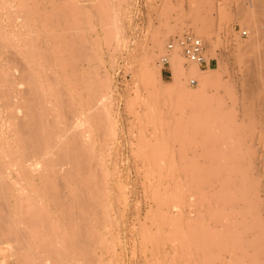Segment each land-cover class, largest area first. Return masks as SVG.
I'll list each match as a JSON object with an SVG mask.
<instances>
[{"label": "rangeland", "instance_id": "374dc122", "mask_svg": "<svg viewBox=\"0 0 264 264\" xmlns=\"http://www.w3.org/2000/svg\"><path fill=\"white\" fill-rule=\"evenodd\" d=\"M0 1L1 3L3 2V0H0ZM20 1L21 3H24V5L27 8L29 7L28 9V11L30 10L29 15L32 17V19L34 18L33 21L31 22L34 23L35 28L37 27L36 28V30L38 29L37 32L41 34L40 36H38L39 34L37 33L38 34L37 40H36L37 44L40 46H45V47H42V50L44 53H46L45 54L46 63L48 66L50 65L51 68L54 67V69L53 68L52 69L54 70V74L57 73L55 74L57 76L55 77L54 74L52 76L55 77L57 82L58 80L61 82V83L58 82V86H60L59 84H61L60 87H63L65 89L73 88L72 85L75 81L73 76L76 75L75 76L76 79L79 76L78 78L79 80L77 79L76 80L77 83L75 81L76 84H74L73 86L79 89L80 99L82 101L86 97V94H87L86 91L89 90V88L93 85V81L98 82L99 79H100V82L102 80L105 81L106 79L104 78H107L106 82L108 81V84H107L108 88H105V89L101 88L102 92L100 91L101 103L104 104L102 107H105V110L100 111L97 114V116H95L96 119L94 118V116H88L87 118V120H89L88 124L90 126V129H94L97 126V129H94L95 133L91 131L89 132V135L93 134L91 136H92V141L94 140V148L92 149L94 151L93 152L94 153L93 156L95 157L94 160H97L96 161L98 162L97 165L101 163V166L104 168V171H106L105 173L106 174L108 173L105 177L107 179L106 180L107 185H109L107 188L109 195L106 193V196L104 195L105 197H102L101 201L104 202L105 200L107 202V199H108V207L109 208L112 207V210H110V212L112 211L111 213L114 212V210L116 209L115 207L117 208L120 207L118 208L116 214L114 212V216L113 214H109V219L110 218L113 219V220L111 219L112 222L111 221L110 222L112 223V226H113L112 228L113 231L112 230L111 231H112V240L114 241V242L111 241L112 242L111 244H113L114 246L111 245L112 248L109 247L107 250L108 245L102 246L103 244L102 245L100 244L101 246L100 248H102L103 250L104 249L107 250L103 254V257L106 258V260L104 259L105 260L104 264L106 263L107 264H111V263L112 264H142L141 260L143 259L141 258V254H140L141 253L140 243L143 244L141 240L144 241L145 240L144 238H146V241H149L152 238L149 242H147L148 245H150L149 243L152 242V243H155V245L157 244L156 245L157 247L164 248V245H165L166 249H168L167 244H169V242H174L175 241L174 239H178L179 241L178 240L175 241L176 251H177V252L175 251V254L178 253L179 251L181 252H179V255L178 254L176 255L177 260H179L177 261V264H186V263L195 264L196 262L200 263L202 262V260H206L205 258L208 255H210L207 258L208 264H219L220 262H221L220 264H224L222 263V261L226 260L227 258H230L231 256H234V254L236 256L230 259H227L226 261L233 259L234 261L237 260V263H241V264H251V262L252 263L254 262L253 264H257V263L264 264V242H263L264 241V129H263L264 128L263 126L264 125V122H263L264 121V103H263L264 87H262L264 86V83H262L264 82V66H263L264 58L262 59V56L264 57V54H263L264 53V0H243V5L238 6L239 8L237 7L238 4L236 5L238 0L237 1L231 0L229 2L228 0H224V1L223 0H209L210 3H208V1L206 2L207 4L204 3L205 5L204 8L206 10V16H208L206 17L207 21L206 22L204 21V23L202 24L197 22L195 18H193L195 17V15L193 12L194 10L192 9L191 0H42V1L41 0H30L31 2L30 3L28 2V6L26 5L24 0H20ZM17 2H18L17 0H14V2L13 0H11L12 6L10 7V9L15 11V7L17 6H14V4H17ZM21 3H18V4L21 5ZM54 4H56L57 8H55L56 6ZM57 4L60 5V7L63 10L62 9L60 10ZM247 7L248 9H246ZM53 8H55L56 10ZM2 10L3 9H1V11ZM45 10L47 11L49 10L51 13L48 11L46 14ZM219 10L221 11L223 10L225 12L220 11L219 13ZM248 10L253 12L256 16L254 17L253 13H249V15L246 18V14H248L249 12ZM56 11H58V13ZM62 11H63V14H62ZM240 13H241V16L239 15ZM108 16H110V18H108ZM105 17L107 19H105ZM57 18L59 19V21L57 20ZM49 19H50V22H48ZM108 19L109 20L111 19L110 22L112 25L110 24V26L106 27L104 22L107 21L109 25ZM168 21H169V25H167ZM63 23H65L64 26H63ZM72 23L74 24V26ZM173 24L175 26L177 24L176 27L174 26L175 31L173 30L171 32H168V34L165 35L166 37L163 40L162 46L160 48V52L158 51L157 53L158 55L156 54L157 55V56L155 55L156 57L151 58V56L149 55L150 54L149 52L151 48L150 46L152 45V38L159 31L161 30L163 31L166 28L165 25L169 27L171 25L173 26ZM200 24H201V27H200ZM56 25L58 28L55 27ZM65 28L66 29L68 28V29L66 30ZM62 29L65 32L64 34H61L63 33ZM242 29H246L247 33L241 34ZM70 30L72 31V33H74V35L79 30V34L76 33L77 34L76 37L78 38V35H79L80 41L76 37L72 36L75 38L74 40L70 36L71 35ZM186 30H192L194 33H196L197 35L203 38L205 45H206V56H207L206 58L207 59L213 58L214 60V62L210 66H207L208 68L210 67L209 69H211L212 71H210V73H207L204 76V78L198 79L197 82L195 80L193 83L189 82V79L191 77L188 78V85L191 88H194L193 91H189V92L188 91L184 92L183 90L180 89V87L186 88L185 85H183L184 86L183 87L182 85L180 86L179 84L171 83L170 84L171 87H168L169 85L164 86L163 83H161V81H159L160 79L158 78L161 75V80L163 79L162 82L163 81L170 82L172 80L171 67H170L169 60L168 62H163L162 64L160 58H164L163 55L165 54V48H166V43H167L168 38L172 35L179 34ZM39 31H42V33ZM53 32L57 34H54ZM58 34L60 35L59 41H58L59 39ZM258 35H259L258 41H255L256 43L253 42L251 44V42L254 41L253 38H255ZM69 36L71 38H69ZM83 38L84 40H86L85 42L87 43V46L85 47L89 50L86 52H83L82 55L84 59L83 57L82 59L80 58L82 61L75 62V58H74L75 55L74 56L72 55L74 54V51L72 50L70 45L72 46L73 44H75L76 40H78L79 43H81ZM70 39H73L74 41ZM67 40L68 42L73 41V43H70V42L68 43ZM61 43H63L62 46H61ZM68 45H69V48H68ZM255 45H257L259 48H257V46L255 48L254 47ZM54 50H55V53H54ZM175 50L178 52V54L181 53L179 49L175 48ZM67 53L70 55H67ZM59 54L61 55L58 56ZM56 57L58 58L56 59ZM182 58L186 66L189 63H192V62H188L183 55H182ZM259 59H261V61ZM66 60H69V63ZM70 62H71V65H69ZM58 65H60V67ZM67 65H69L70 67H68ZM55 66L57 68H55ZM160 66L162 67L160 68ZM207 67L203 65L200 68L201 70H205V69H208ZM73 69L74 70L76 69L75 71L77 73H75ZM48 70L49 69H47V71ZM69 70L70 71L72 70V72H70ZM60 71L62 72L60 73ZM159 72H161L160 75H159ZM63 73H66L68 76L66 77L65 76L66 74L62 76ZM82 77H84V79ZM247 80L252 81V83L249 84ZM85 81L91 86H89ZM90 81H92V84L89 83ZM65 83L69 85L72 83V85L68 86ZM52 86L55 87V84L53 83ZM97 89L100 90V85L99 86L97 85ZM259 89L261 93H259ZM93 90L95 89L93 88ZM83 93H84V97L82 96ZM81 96L83 97V99L81 98ZM68 107L69 106H65L62 109V111L63 110L65 111L61 112L60 113L61 115H59L60 117H58L59 120L63 119V121H60V125L67 124L65 123L64 119L67 120L68 118L66 116H68V112L69 113L70 111L72 112L71 107L69 108ZM66 112L67 114H65ZM70 115H73V114L70 113ZM89 117H91V119ZM92 117L96 121L95 120H93L94 122L91 121ZM70 120L71 119L69 118L66 122L68 121L71 122ZM193 120H196L197 122ZM202 121L206 122L205 124L208 129L206 127L203 128L204 127L203 125L205 124H203L204 122L202 123ZM201 125L203 127H201ZM195 126H196V130H195ZM100 128H103V129H100ZM201 128L203 129L201 130ZM208 131H211L212 133L210 136L208 134L209 133ZM204 135L209 136L210 137V138L208 137L209 140L207 139V136L203 138ZM211 136H215L216 138H213V140H211L212 139ZM175 138L177 139V141H175L176 140ZM141 141H142V145H141ZM174 142L176 146L171 147V144ZM173 150L177 152L174 153ZM88 152L86 154L84 153L87 158L89 157ZM143 152L144 154L145 153L147 154L144 155ZM152 152L155 153L156 155L155 157L151 159V157L153 156ZM172 154L173 155L175 154L174 157H172L173 156ZM158 155H161V157H159ZM175 156H177V158H175ZM229 156L231 158L233 157L232 158L233 160L229 158ZM158 157L163 158V159H159L161 161L163 160L162 162L159 163L162 167L161 168L162 170L163 169L167 170V168L163 166L166 164V160H167V164H166L167 167L169 166V163H170L173 165V166L171 165L173 168L175 166L173 164L174 159L176 162L178 161L181 162L183 160L182 162L183 165L188 166L189 168H191L190 166H192L193 169H197L195 174L198 173L196 174L198 177L195 176V178H197L195 180H197L196 183L198 187L200 186L198 190L199 191L204 190L206 189L205 187L209 185L210 187H208V189L210 188L209 191L210 192L212 191L211 193L208 191L209 194H212L213 190L216 189L221 183L218 182V185H216L217 181L215 180L216 183L215 185L212 186L214 178L212 180V176L211 178L209 177L210 172L208 173V178L206 177L207 180H203L201 169H203V167L205 169V167H207L208 165L209 166L211 165L210 168L218 166L217 165L218 162H220V165H223L224 161H222V159L224 160L228 159L226 160L228 163H226L225 161V163L228 164V166L233 162V164L230 166H233L235 163L236 167L235 166L234 167L236 169H239V171L241 170L239 172L240 175L242 176L243 174H245L242 177L240 176L238 177V175L234 176V179L231 180L234 184H236L239 182V180L240 181L242 180L241 178H243L245 182L242 184L240 183V186H241L240 188L241 190L243 188V190L242 192H240L241 190L236 186L237 189L235 192H237L239 189L240 194L237 193L238 197H235L236 195V193L234 192L235 189L234 190L232 189L233 193L232 192L231 193L235 195L233 196L231 194L232 195L231 196L232 199H230L231 202L229 201V203H225V204H228V205L224 204L225 206L221 202L219 203L212 202L211 201L212 198H209V201H208V198L201 200L199 196L197 197L196 195L195 196L196 201H195L194 206L196 207L202 206V208L206 207L205 212L207 215L206 218L208 219L206 220V218H204L205 220L203 221V224H201V216H199L198 217L199 219H197L198 226H197V221L195 220L194 223L192 222L191 224L181 223V224L171 226L169 230L172 229L170 231L172 233H170L169 230L167 229L166 232L165 231L162 232V235H160L161 233L158 234L156 232L155 233L151 232L149 233L150 235H148V233L147 234L145 233L146 237L145 236L142 237L144 233H141L142 231L141 228L143 229V227L139 225L149 224V221L152 220L154 215L157 218V214L155 213V211H151L152 213L149 212L145 216V211H146L145 206L147 205L146 203L147 198L144 197L145 194H143L142 192L144 191L143 188L148 183L146 179H143L144 177L142 178L143 174L141 175L139 174L140 176H138V172L136 170L138 169V167L142 166L141 164L143 162L146 163L145 160L143 161L144 158L151 159L148 161V163L153 164L152 160ZM171 157H172V160L169 161ZM235 159H237L238 161L235 162L236 161ZM94 160L92 162H94ZM212 161L213 162L215 161L216 163L215 162L213 163ZM229 161L230 162L232 161V162L229 164ZM212 165H215V166H212ZM201 166L203 167L201 168ZM169 168L170 167H168V169ZM242 169H244L245 171ZM239 173L237 172V174ZM249 174L251 176H249ZM110 176L111 178L113 177V179H110ZM246 176L249 177V179ZM237 177H238V180H236L235 182V179H237ZM118 178L120 179L119 182L117 180ZM209 178H210V181H209ZM252 179L254 181H252ZM111 182L113 183L111 184ZM244 184L245 185L248 184L246 185L248 187H246ZM116 185L117 187H115ZM120 186H121L122 193L124 192L123 196L125 195L127 197L126 199V197L124 196L125 197L124 200L127 201V204L123 200L122 195L121 196L118 195L120 194L119 192L120 189L118 191L119 193L117 192V190ZM201 186H204V188H202ZM195 187L197 188V186ZM211 187H212V190H211ZM113 191H114V194H113ZM249 193L252 195H250ZM107 196L110 198V200ZM119 196H120V199H119ZM197 198H199V200ZM122 200L123 202H121ZM204 201L206 204L204 203ZM211 202L213 204L215 203L216 204L213 207L210 206L211 208L210 209L209 205H211ZM220 203L223 205L224 208L221 207L222 205H220ZM204 204L207 205L208 207L204 206ZM104 205H105V202H104ZM247 207H250V208H247ZM221 208L223 209L221 210ZM119 209H121V211H119ZM138 211H140V213ZM224 211L226 213L228 212L227 216L230 215V212L231 214H233L232 211L234 212L236 211L235 213L238 214L239 219H238V222L235 223L238 225L234 224V226H236L237 229H235V231L231 230V232L228 230V231H225L226 232L225 233L224 231H221V229L217 228L215 231L208 232V249H205L202 251L203 249L201 245L202 243L200 244V242H197L199 241L198 238L201 237L200 236L201 233L200 232L196 233V232L200 231V229L202 228V225H203V228L204 227L208 228L207 225H208V222L210 221L212 223L214 222V220L218 221L217 223H219V221H222V220L224 221V218H226V214ZM134 214L135 215L138 214V215L135 216ZM137 216L140 217V221L144 220L145 222L144 221L143 223H141L140 221L138 222ZM155 216L153 219H156ZM222 216L224 218H222ZM53 221H56V218H53ZM221 223L216 224V225L219 226ZM183 228L185 230H183ZM57 230L58 229L55 230V234H53V236L58 235V233H59L58 236H60V234L62 233L64 237H66L65 233L61 231H57ZM59 230H62V229L60 228ZM174 231H175V234H174ZM178 231L179 232L181 231V232L179 233ZM177 232H178V235L180 234V236H178L179 238L177 237ZM251 232H252V235H251ZM255 232L257 235L255 234ZM62 234H61V237H62ZM197 234H200V235L197 236ZM173 235H174V238H173ZM244 236H247V237L244 238ZM61 237H58V238H61ZM191 237H194V238H191ZM195 237L197 238V240ZM169 239L172 241H170ZM127 241L128 243H126ZM194 243H196V245H194ZM158 244L160 246H158ZM184 244H186L187 246ZM250 244L252 245L250 246ZM94 245L92 246L94 247ZM109 245H110V242H109ZM188 245H189V248H188ZM191 245L193 247V250H192ZM197 245H198L197 247L198 249L195 248ZM216 245L219 248L221 247L220 249L223 248L224 250L222 249V252H220L221 250L218 249ZM77 246H78V243L76 245V248H74L75 246L71 247L72 251L69 250L70 249L69 247L67 249L69 252L62 248L63 251H66V253H68L67 254L68 258L67 257L64 258V257L57 255L55 250H53V253L55 252L54 255L53 253H51L52 251L50 250L49 251L44 250V252H47L48 254L42 252L43 251L42 250L41 251L42 255L44 257H48L47 260H45L46 262L44 261L45 262L44 264L46 263L47 264H55V263L56 264H61V263L66 264V262L69 264L70 261L68 262L66 260H71V259L73 260V256L77 258L76 255H78L77 259L79 262L89 261L88 259L82 260L83 258H86L87 248L83 249L82 248L83 246L79 245L81 249L80 248L77 249ZM231 247L233 248V250ZM92 248L90 250V253L91 251L95 250L96 247H94L93 250ZM215 248L218 251H216ZM74 249H76L75 253L73 252ZM20 250L21 252H19ZM20 250L17 251V250L8 248L6 250L0 251V264H22L24 257H25L24 255L26 252L22 249ZM96 250L98 251V248ZM76 251L79 254L76 253ZM22 252L23 254H21ZM203 252L204 254H202ZM229 252L231 253L228 255ZM39 254H41L40 251H39ZM193 254L196 255V257H194ZM241 254L243 255L245 254V255L241 256ZM221 255H224L226 259L223 256L220 257ZM249 255H250L249 260L251 261H249L247 258V256L249 257ZM168 256L169 255H166L163 257L168 258ZM15 257H17V259ZM19 257L22 259V261H20L21 259L19 260ZM52 257L53 259H51ZM153 257L148 259L150 263L152 262L151 264H153V262L156 259V257L155 258ZM219 257L223 258L220 260V262H219V259H220ZM235 257L237 259H234ZM52 260H55V261H52ZM148 260L147 261L145 260L146 264H149L147 263ZM155 263L156 262H154V264Z\"/></svg>", "mask_w": 264, "mask_h": 264}, {"label": "bare ground", "instance_id": "6f19581e", "mask_svg": "<svg viewBox=\"0 0 264 264\" xmlns=\"http://www.w3.org/2000/svg\"><path fill=\"white\" fill-rule=\"evenodd\" d=\"M17 1H18L17 4H14V6H17V7H15V11L10 9V7L12 6L11 0H3L2 3L0 1V251L6 250L8 248L14 249L17 251L22 249L26 252L24 255L25 257L22 256V257H24L22 264H31V263H33V264H44L46 262L45 260H47V258H48V257H44L42 255V252H44V250L45 251L50 250V251H52L51 253H53V250H55L57 255L66 258L68 253H66V251H63L62 248L67 250L70 247L69 250L72 251L71 247L75 246L74 248H76V245L78 243L77 249L78 248L81 249V247H79V245H82L83 249L87 248L86 249L87 250L86 251L87 252L86 258L82 257L83 258L82 260L88 259L89 261L79 262L77 259L78 255H76L77 258L73 256V260L71 258H69L71 260H66L68 262L70 261L69 264H104V261L106 260V258L103 257V254L105 253V251L108 250L109 247L112 248V246H114L113 244H111L112 243L111 241H113L112 240V231H113L112 228H113V226L111 223L112 218L109 219V214H113V216H114V212L116 214L118 208H120V207H118V208L115 207L116 209L114 210L113 213H111L112 211L110 212V210H112V207L111 208L108 207V199H107V202L104 200L105 205H104V202L101 201L102 197L106 196V193L109 195V192L107 190L109 185H107V181H106L107 179L105 177L108 173L107 174L105 173L106 171H104V168L101 166L100 162H99L100 164L97 165V163H98V162H96L97 160H94L95 159V157L93 156L94 151L92 150L94 148V140L92 141V136H91L93 134L89 135V132L91 131V132L95 133L94 129H97V126L94 129H90V126L88 124L89 120H87V118H88V116H94V118L96 119L95 116H97V114L100 111L105 110V107H102L104 104L101 103L100 91L102 92V89L108 88L107 87L108 81L106 82L107 78H104L106 80L105 81L102 80L103 82L102 81L100 82V79L98 82L93 81V85H92L93 87L85 81L89 86H91L90 88H92V89L89 88V90L86 91L87 94H86L85 99L82 100L83 102L80 99L79 89H77L76 87L73 86L74 84L77 83L76 80L79 78L78 75H80V74L77 75L78 76L77 79L75 77L76 75L73 74V75H75L73 77H74V80L76 81V83H75V81L73 80L74 81V83L72 82L73 85H72V83L70 84V85H72L73 88H70V89L66 88L65 89L63 87H60L61 84H59L60 86H58V82H60V81L57 79L58 80V82H57L55 79V77L57 76L55 74H57V73L54 74V70H53L54 67H52L53 68L52 69L50 67V65L48 66L46 63V55H45L46 53H44L42 50V47H45V46H40L37 44V41H36L37 35L39 34L38 36H40L41 34L37 32V30H38V29L36 30L37 27L35 28L34 23L31 22V21H33L34 18L32 19V17L29 15V12H30V10L28 11L29 7L27 8L24 5V3H21L20 0H17ZM24 1H25L27 6H28V2L29 3L31 2L30 0L29 1L24 0ZM207 1H208V3H210L209 0H191L192 9L194 10L193 12L195 15V17H193V18H195V20L201 24L204 23V21L205 22L207 21L206 17H208V16H206V10L204 8L205 7L204 3L207 4L206 3ZM229 1H231V0H228V2ZM235 1H237V0H235ZM13 2H14V0H13ZM51 2H53V1H51ZM238 2L236 3V5L238 4L237 7L243 5V0H238ZM18 3H21V5ZM54 5L56 6V4H54ZM55 6H53V7H55ZM65 6H64V8H65ZM249 6H251V5H249ZM237 7H236V9H237ZM55 8H57V6ZM55 8H53V9H55ZM58 8H60V10L62 9L60 7V5H58ZM1 9H3L4 11L3 10L1 11ZM43 9H44V7H43ZM221 9H222V7H221ZM246 9H248V7ZM249 9H250V7H249ZM251 9H252V7H251ZM36 10H38V9H36ZM57 10H59V9H57ZM253 10H255V9H253ZM256 10H258V9H256ZM45 11L47 14L48 11L47 10H45ZM220 11L221 10H219V13H220ZM248 11H247L248 14H246V18L249 15V13H253L250 10H248ZM56 12L58 13V11H56ZM223 12H225V11H223ZM259 12H258V14H259ZM1 13H2V15H1ZM62 14H63V11H62ZM239 15L241 16V13ZM255 16L256 15L254 14V17ZM108 18H110V16H108ZM248 18H250V17H248ZM50 19H51V17H50ZM50 19L48 20V22H50ZM105 19H107V18L105 17ZM250 19H252V18H250ZM52 20H53V18H52ZM57 20L59 21L58 18H57ZM110 20L108 19L109 25H108L107 21L104 22L106 27L110 26V24H111ZM37 24H38V22H37ZM201 24H200V27H201ZM64 25H65V23H63V26ZM68 25H67V27H68ZM167 25H169V21H168ZM167 25H165L166 28L163 31L158 30L159 32L156 33V35H154V37L152 38V45L150 46L151 47L150 52L148 50L151 58L156 57L158 55L157 54L158 51L160 52V48L162 46L163 40L166 37L165 35L168 34V32L173 31L174 28L177 26V24H176V26L173 24V26L171 25L169 27H167ZM73 26H74V24H73ZM73 26H72V28H73ZM55 27H57V25ZM62 31H63V29H62ZM39 32L42 33V31H39ZM199 32H201V31H199ZM57 33H54V34H57ZM64 33L65 32L63 31V33H61V34H64ZM70 33H71V35L70 34L69 35L71 37L72 36L76 37V35L79 34V30H78V32H76L77 34L75 33V35H74V33H72V31ZM59 34H60V32H59ZM70 36H69V38H71ZM74 37H72V38L75 40ZM79 37L80 36L78 35V38L77 37L76 38L80 41ZM151 37H150V39H151ZM258 38H259V35L256 36L255 38H253L254 41L251 40L252 41L251 44L253 42L256 43L255 41H258ZM73 39H70V40H73ZM59 40H60V35H59L58 41ZM78 40H76V43H75L76 45L73 44L74 47H73V45L72 46L70 45V47L74 51V54H72V55L73 56L75 55L74 56L75 62L82 61L81 59L83 57V55H82L83 52H86L89 50L85 47V46H87V43L85 42L86 40H84V38L81 41V43H79ZM39 41H40V39H39ZM62 41H64V40H62ZM73 41L72 42L69 41V42L73 43ZM77 41H78V43H77ZM67 42H68V40H67ZM62 44L63 43H61V46H62ZM65 44H66V42H65ZM256 46L257 45H255L254 47L256 48ZM68 48H69V45H68ZM257 48H259V47L257 46ZM62 50H63V48H62ZM64 50H65V48H64ZM73 51H71V52H73ZM57 52H58V50H57ZM54 53H55V50H54ZM171 53L172 54L169 55L168 60H169L170 67H171L172 80L170 82H164V81L162 82L163 79L161 80V75H160L161 72H159L160 76L158 77L160 80L157 78L159 81H161V83H163L164 86L169 85L168 87H171L170 86L171 83L172 84H179L180 86L185 85L186 88L180 87V89L183 90L184 92L193 91L194 88H191L188 85V78L191 77L194 79V81L196 80V82H197L198 79L204 78V76L207 73H210V71H212L211 69H209L210 67L208 68L207 66L206 67L208 69L201 70L200 66L194 62L189 63L186 66V64L183 61L182 55H180L182 53L178 54V52L175 49L173 51H171ZM60 55L61 54H59L58 56H60ZM67 55H70V54L67 53ZM84 55H85V53H84ZM64 57H66V56H64ZM57 58L58 57H56V59ZM263 58L264 57L262 56V59ZM76 59H77V61H76ZM83 59H84V57H83ZM160 59H161V62L163 64L164 58H160ZM69 60H66V61H68V63H69ZM259 60L261 61V59H259ZM55 61H57V60H55ZM69 65H71V62ZM69 65H67V66L70 67ZM58 66L60 67V65H58ZM161 67L162 66H160V68ZM55 68H57V67L55 66ZM47 69H49V70L47 71ZM75 70L73 69V71H75ZM256 70H257V68H256ZM159 71H160V69H159ZM250 71H252V70H250ZM61 72L62 71H60V73ZM70 72H72V70ZM75 73H77V72L75 71ZM53 74L55 77L52 76ZM64 74H66V73H63L62 76ZM251 74H252V72H251ZM70 75H71V73H70ZM65 76L67 77L68 75L66 74ZM71 77H72V75H71ZM82 78L84 79V77H82ZM189 81H190V79H189ZM247 81L249 84L252 83V81H250V80H247ZM94 82H96V83H94ZM99 82H100V84H99ZM53 83L55 84V87L52 86ZM89 83L92 84V81H90ZM262 83H264V82H262ZM65 84H67V83H65ZM67 85L70 86L69 84H67ZM81 85H82V83H81ZM97 85L98 86L100 85V90L97 89ZM75 86H77V85H75ZM86 87H87V85H86ZM177 87H178V85H177ZM262 87H264V86H262ZM93 88L95 90H93ZM96 89H97V91H96ZM84 93L82 95L83 97H84ZM259 93H261L260 89H259ZM82 96H81V98L83 99ZM260 96H261V94H260ZM263 103H264V101H263ZM65 106L71 107L73 113L71 111H70V113L73 115H70V113L68 112V116L70 115L72 117H70V116L69 117L66 116V117L68 119L70 118L71 122L68 121L69 122V124H68V122H66L68 119L67 120L64 119L65 123H67V124L60 125V121H63V119L59 120L58 117H60L59 115H61L60 114L61 112L65 111V110L62 111V109ZM65 114H67V112ZM73 117H74V119H73ZM89 118L91 119V117H89ZM94 118L92 117L91 121L95 120ZM72 119H73V121H72ZM193 121L197 122L196 120H193ZM203 122L204 121H202V123ZM205 123L206 122H204L203 124H205ZM96 125H97V123H96ZM202 125H201V127H203V126H204L203 128L206 127V124L203 126ZM203 128H201V130ZM100 129H103V128H100ZM186 130H187V128H186ZM195 130H196V126H195ZM226 131H228V130H226ZM208 132H209L208 134L210 136L212 133H211V131H208ZM213 135H215V134H213ZM206 136L207 135H204L203 138H205ZM209 136H207L208 140L210 138ZM211 137H212L211 140H213V138H216L215 136H211ZM217 138H219V137H217ZM170 139H171V137H170ZM185 139H186V137H185ZM171 141H172V139H171ZM175 141H177V139ZM141 145H142V141H141ZM174 146H176L175 142L171 144V147H174ZM157 151H159V150H157ZM87 152L89 155L88 158L85 155ZM175 152H177V151H174V153ZM143 154H144V152H143ZM145 154H147V153H145ZM234 154H235V152H234ZM155 155L156 154L153 153V156L151 157V159L153 157H155ZM174 155L172 157H174ZM158 156L161 157V155H158ZM159 157L154 158L152 160L153 164L148 163V161L151 159H148V158L145 159L144 158L143 161L145 160L146 163L141 162L142 166L138 167V169L136 170L138 172V176L143 174L142 178L144 177L143 179H146L147 183H148L147 185H145L146 188L144 187L143 188L144 191L142 192L143 194H145L144 197L147 198V202H146L147 205L145 206L146 207L145 216L147 213H149L151 211H155V213L157 214V218L154 215L156 219H153L154 218V216H153L152 220L149 221V224H147V225H143V224L141 225L140 224L139 225V226L143 227V229L141 228V230H142L141 233H144L142 235V237L143 236L146 237L147 233H148V235H150L149 233H151V232H154V233L156 232L158 234L161 233L160 235H162V232L163 231L166 232L167 229L169 230V228L171 226L181 224V223L191 224L192 222L194 223L195 220L197 221V226H198V220L197 219H199L198 218L199 216H201V224H203V221L205 220L204 218H206V216H207L206 212H205L206 207L202 208V206L201 207L200 206L199 207L194 206L195 201H196L195 196L196 195H197V197L199 196V198L201 200L208 198V201H209V198H212V200H211L212 202H216V203L221 202L224 205L225 203H229L230 199H232V197H231L232 195L233 196L235 195V194H232L233 193L232 191L234 189H235L234 192L236 191V189H237L236 186L241 190L240 183L242 184L245 182L244 179L241 178L243 181L241 180L242 181L241 182L239 180V182L236 183L239 185L238 186L231 181L232 179H234V176L238 175V177L239 176L242 177L245 175V174H243L242 176L240 175L239 172L241 170L239 171V169L235 168L236 167L235 163L233 166H230L233 164V162L231 161L232 162L231 163L229 161V164L231 163L229 165L231 167L230 168L228 166V164H226V163H228L226 161L228 159H225V160L222 159V161H224V163L221 161L223 163V165H220V162H218V160H217V162H218L217 165L218 166L220 165L219 167L215 166V165H212L215 167H211V168H210L211 165L210 166L208 165L207 167H205V169L203 166H201V168L203 167V169H201L199 167L201 169V174L203 175L202 176L203 180H207L206 177L208 178V173L210 172L209 177L211 178V176H212V180L214 178V180H213L214 184L212 183V186L215 185L216 181H217L216 185H218V182L221 183L216 188L217 191H216V189H214L213 193L209 194L208 193V191L210 189V188L208 189V187H210L209 185L207 187H205L206 189H204V190H200V191L198 190L200 186L198 187V185L196 183L197 180H195V179H197V178H195V176L198 177L196 175L198 173L195 174L197 169H193L192 166H190V165L189 166L191 168L183 165L182 164L183 160L181 162L180 161L176 162L174 159L175 162L173 161V164L175 166L172 168L173 165L169 163L168 167H170V168L168 169V167L166 165L167 164V160H166V164L163 166L166 167L167 170L163 169V170H165V171H163L161 169L162 168L161 165L159 164L160 162L163 161V160L161 161L159 159H163V158H159ZM162 157H163V155H162ZM172 157H171V159H169V161L172 160ZM175 158H177V156H175ZM221 158H220V160H221ZM229 158H231V157L229 156ZM102 159H103V157H102ZM93 160H94V162H92ZM235 160H236L235 162L238 161L237 159H235ZM225 161H226V163H225ZM240 164H241V162H240ZM224 165H225V167H224ZM241 166H242V164H241ZM206 168H208L209 171ZM242 170H244V169H242ZM237 172L239 174H237ZM111 175H113V174H111ZM136 175H137V173H136ZM249 176H251V175L249 174ZM238 177H237V179H235V182H236V180H238ZM210 178H209V181H210ZM247 178L249 179V177H247ZM110 179H113V177L111 178V176H110ZM253 179H252V181H254ZM117 180L119 182L120 179L118 178ZM194 182L196 185L194 184ZM112 183L113 182H111V184ZM208 184H209V182H208ZM117 185L115 187H117ZM246 185H248V184H246ZM195 186H197V188ZM110 187H112V186H110ZM201 187L204 188V186H201ZM220 187H221V189H220ZM246 187H248V186H246ZM250 187H252V186H250ZM119 189H120V191H119ZM239 189L237 192H235L236 193L235 197H238L237 193L240 194ZM252 189H254V188H252ZM115 190H116V188H115ZM211 190H212V187H211ZM242 190H243V188H242ZM242 190L240 192H242ZM118 191L120 192V194H118V195H120V196L122 195V198L124 200V198L126 196L125 195H124L125 197L123 196L124 192L122 193L121 186L118 188L117 192ZM123 191H125V190H123ZM254 192H255V190H254ZM113 194H114V191H113ZM255 194H256V192H255ZM250 195H252V194H250ZM120 196H119V199H120ZM194 197H195V199H194ZM115 198H117V197H115ZM199 198H197V199L199 200ZM126 199H127V197H126ZM258 199H259V197H258ZM109 200H110V198H109ZM113 200H114V198H113ZM116 200H118V199H116ZM123 200L121 202H123ZM125 202L127 204V201H125ZM212 202H211V205H209V208H210V206L213 207L216 204V203L213 204ZM248 202H250V201H248ZM204 203H205V201H204ZM207 203H209V202H207ZM221 203H220V205H222ZM205 204H204V206H207ZM223 205L221 207H223ZM225 205H228V204H225ZM256 205H254V206H256ZM252 206H253V204H252ZM250 207H247V208H250ZM223 208H221V210ZM121 209H119V211H121ZM217 209H218V207H217ZM130 212H132V211H130ZM138 212L140 213V211H138ZM218 212H216V213H218ZM235 212L232 211L233 214H231V212H230V215H232V216H230V215L227 216L228 212L227 213L225 212L226 218H224L222 216V218H224V221L221 219L222 221H219V223H221V222L222 223L219 226L216 225V224H219V223H217L218 221L214 220L213 223L210 221V222H208V225L206 223L208 228L207 227L203 228V225H202V228L200 229V231L196 232V233H199V232L201 233V235L197 234V236L198 235L201 236L200 238H198L199 241H197V242H200V244L202 243L201 245H202L203 249L200 247L202 249V251L205 249H208V232L215 231L217 228L221 229V231H224V232L228 231V230L231 232V230L235 231V229H237V227L234 226V224L236 222H238L239 218H238V214ZM207 213H208V211H207ZM136 215H138V214H136ZM113 216H111V217H113ZM216 216H217V214H216ZM53 218H56L57 222L53 221ZM149 218H147V219H149ZM217 218H219V217H217ZM137 219L139 222L140 217L137 216ZM207 219L208 218H206V220ZM143 221L141 220L140 222L143 223ZM215 221H216V223H215ZM248 222H250V221H248ZM251 223H253V222H251ZM195 224H196V222H195ZM235 225H238V224H235ZM183 226H184V224H183ZM60 228L62 230H59ZM56 229H58L57 231H61V232L65 233L66 237H64V235L62 233L61 234H62L63 238L61 237V234H60V236H58L59 233H58V235L53 236V234H55ZM171 230H169V232ZM183 230H185V229L183 228ZM194 231H195V229H194ZM178 232H177V237L180 236V234L178 235ZM170 233H172V232H170ZM56 234H57V232H56ZM158 234H156V235H158ZM174 234H175V231H174ZM255 234H256V232H255ZM166 235H168V234H166ZM251 235H252V232H251ZM181 236H182V234H181ZM58 237H61V238H58ZM183 237H184V235H183ZM245 237H247V236H244V238ZM173 238H174V235H173ZM191 238H194V237H191ZM144 239H145L144 241L141 240V242H143V244L140 243L141 244V246H140L141 247L140 248L141 253L140 254H141V258L143 259V260H141L142 264L145 263V260L147 261L149 258H152L153 256L156 257V259L154 261V262H156L155 264H177V261H179V260H177L176 255L177 254L179 255V252H181V251H179L178 253L175 254V251H176V245H175L176 242L175 241L178 239H174L175 240V241L173 240L174 242H169V244H167L168 249L165 248V245H164V248L163 247H157L156 246L157 244L155 245V243H152V242H150L149 243L150 245H148L147 242H149L152 238L149 241H146V238H144ZM192 240H194V239H192ZM196 240H197V238H196ZM170 241H172V240H170ZM109 242H110V245H109ZM94 243H95V245H94ZM126 243H128V241ZM224 243H225V241H224ZM250 243H252V242H250ZM96 244L99 246H97ZM100 244L101 245L103 244L102 246L108 245L107 250H105V249L103 250L102 248H100L101 247ZM159 244H158V246L161 245V244L160 245ZM92 245H94V247H96L95 250H93L94 247ZM184 245H186V244H184ZM194 245H196V243H194ZM251 245L252 244H250V246ZM219 246H221V245H219ZM182 247H184V246H182ZM191 247H192V245H191ZM197 247H198V245L195 248L198 249ZM258 247H259V245H258ZM91 248L93 250V251H91L92 254L90 253ZM97 248H98V251L96 250ZM188 248H189V245H188ZM217 248L220 249L221 247L219 248L217 246ZM222 249H220L221 250L220 252H222ZM75 250L76 249H74V251H73L74 253H75ZM88 250H89V252H88ZM192 250H193V247H192ZM210 250H212V249H210ZM232 250H233V248H232ZM39 251L41 254H39ZM216 251H218V250L216 249ZM19 252H21V250ZM23 252L21 254H23ZM16 253H18V252H16ZM44 253H47V252H44ZM54 253H53V255H54ZM76 253H78V252L76 251ZM184 253H185V251H184ZM205 253H207V252H205ZM230 253L231 252H229L228 255ZM159 254H161V255H159ZM202 254H204V252ZM84 255H85V253H84ZM166 255H169L168 258L163 257ZM242 255L243 254H241V256ZM208 256H210V255H208ZM208 256L205 258L206 260L201 259L202 262L199 261L200 263L196 262L195 264H208V261H207ZM222 256L226 259V257L224 255H221L220 257H222ZM234 256H236V255L234 254ZM234 256H231L230 258H232ZM53 257L51 259H53ZM155 257H153V258H155ZM178 257H180V256H178ZM194 257H196V255H194ZM204 257H205V255H204ZM15 258L17 259V257H15ZM182 258H184V257H182ZM230 258H227V259H230ZM247 258L249 260L250 255H249V257L247 256ZM20 259L21 258L19 257V260ZM191 259H192V257H191ZM215 259H216V257H215ZM221 259H223V258H220L219 262ZM234 259H237V258L235 257ZM193 260H194V258H193ZM226 260H223L222 263H224V264H241V263H237V260H235V261L233 259L228 260V261H226ZM20 261H22V259ZM52 261H55V260H52ZM151 261H152V259H151ZM249 261H251V260H249ZM256 261H258V260H256ZM57 262H58V260H57ZM154 262H153V264H154ZM191 262H192V260H191ZM147 263L151 264L152 262L150 263L148 260ZM253 263L251 262V264H253ZM63 264H65V263H63ZM66 264H68V263L66 262ZM186 264H188V263H186ZM257 264H259V263H257Z\"/></svg>", "mask_w": 264, "mask_h": 264}, {"label": "built area", "instance_id": "2783aa9c", "mask_svg": "<svg viewBox=\"0 0 264 264\" xmlns=\"http://www.w3.org/2000/svg\"><path fill=\"white\" fill-rule=\"evenodd\" d=\"M247 30L242 29L241 34H246ZM175 48L179 49L182 55L189 62L197 63L199 66H210L209 58L206 57V45L203 38L192 30H186L179 34L172 35L168 38L165 48L164 62H168V56ZM190 83L194 82L190 78Z\"/></svg>", "mask_w": 264, "mask_h": 264}, {"label": "crops", "instance_id": "0c3cea01", "mask_svg": "<svg viewBox=\"0 0 264 264\" xmlns=\"http://www.w3.org/2000/svg\"><path fill=\"white\" fill-rule=\"evenodd\" d=\"M213 62H214L213 58H209V60H208L209 65H211Z\"/></svg>", "mask_w": 264, "mask_h": 264}]
</instances>
